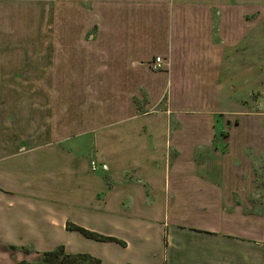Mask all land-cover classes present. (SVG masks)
Masks as SVG:
<instances>
[{
    "label": "crops",
    "instance_id": "crops-1",
    "mask_svg": "<svg viewBox=\"0 0 264 264\" xmlns=\"http://www.w3.org/2000/svg\"><path fill=\"white\" fill-rule=\"evenodd\" d=\"M88 1L50 93L0 95V264H264V0Z\"/></svg>",
    "mask_w": 264,
    "mask_h": 264
},
{
    "label": "rangeland",
    "instance_id": "rangeland-1",
    "mask_svg": "<svg viewBox=\"0 0 264 264\" xmlns=\"http://www.w3.org/2000/svg\"><path fill=\"white\" fill-rule=\"evenodd\" d=\"M89 6L88 0H0V76L13 80L21 74V85L0 86V95L9 100L0 104L3 109L21 104L29 111L35 105L31 96L50 93V64L65 63V55L73 62L72 40L84 39ZM20 97L27 102L19 104Z\"/></svg>",
    "mask_w": 264,
    "mask_h": 264
},
{
    "label": "trees",
    "instance_id": "trees-1",
    "mask_svg": "<svg viewBox=\"0 0 264 264\" xmlns=\"http://www.w3.org/2000/svg\"><path fill=\"white\" fill-rule=\"evenodd\" d=\"M67 228L69 230L80 233L82 236L88 239H92L99 242L113 241L119 243V241L113 238L102 237L100 235L88 232L76 226L68 225ZM24 252L28 253L27 250H24ZM19 264L28 263L21 262ZM33 264H100V261L86 254L68 255L64 252V249L62 247H59L54 251L41 254L38 261Z\"/></svg>",
    "mask_w": 264,
    "mask_h": 264
},
{
    "label": "built area",
    "instance_id": "built-area-1",
    "mask_svg": "<svg viewBox=\"0 0 264 264\" xmlns=\"http://www.w3.org/2000/svg\"><path fill=\"white\" fill-rule=\"evenodd\" d=\"M149 67L153 71L163 70L165 67L164 62L161 58H155L152 62L149 63ZM90 172L96 174L98 171L107 172L108 168L106 165H100L95 160H91L89 164Z\"/></svg>",
    "mask_w": 264,
    "mask_h": 264
}]
</instances>
